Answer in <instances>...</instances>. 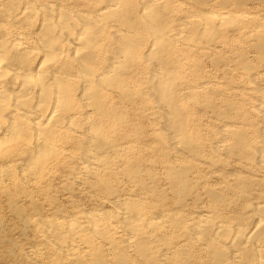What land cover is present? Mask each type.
Segmentation results:
<instances>
[{
  "label": "rangeland",
  "instance_id": "rangeland-1",
  "mask_svg": "<svg viewBox=\"0 0 264 264\" xmlns=\"http://www.w3.org/2000/svg\"><path fill=\"white\" fill-rule=\"evenodd\" d=\"M97 1L26 2L20 6L30 8L29 18H23L26 22L7 27L9 39L16 36L19 43L23 40V47L32 49L31 34L39 30L43 15L50 16L42 6L52 4L63 10L74 19L68 20L70 25L79 21L74 15L83 14L100 35L96 34L94 50L89 51L92 70L98 75L107 73L118 60L116 48L124 38L131 37L128 44L135 47L126 53L127 68L120 83L99 90L98 111L81 98L80 89L72 88L67 111L48 115V144L53 150L45 165L27 169L34 140L0 150V167L11 168L0 175V264H247V256L253 258V245L232 248L229 244L239 232L249 237L257 218L254 208L264 206V159L260 155L264 148V52L259 49L264 43V0H127L115 15L121 19L115 20L95 13L108 5ZM145 1L147 5L141 4ZM127 5L151 9L132 17L134 25L122 15ZM205 15L242 19L231 28L215 25L218 31L214 32L212 24L205 25ZM151 19L162 21L159 43L147 34L145 26ZM63 49H67L65 44ZM69 55L79 58L72 50ZM64 56L57 57L53 66H42L43 74L53 68L67 73L65 63L70 59ZM158 59L165 62L163 67ZM34 60L39 57L30 61L32 65ZM163 68L174 82L172 98L184 136L181 144L166 128L169 110L155 94ZM4 77L0 80L9 82ZM59 116L66 123L52 125ZM31 125L27 130L31 131ZM95 131L105 144L99 152L103 163L88 166L86 156L92 152ZM235 141L240 144L237 149ZM120 204L131 206L130 213L139 218V239L122 225ZM88 215L107 216L99 220L102 236L86 231V237L68 241L67 252L57 250L48 226L76 221L86 227ZM206 223L213 227L212 235L223 228L229 235L206 243L197 230ZM256 245L264 247V229ZM217 251L223 258L219 262L214 259Z\"/></svg>",
  "mask_w": 264,
  "mask_h": 264
},
{
  "label": "bare ground",
  "instance_id": "bare-ground-1",
  "mask_svg": "<svg viewBox=\"0 0 264 264\" xmlns=\"http://www.w3.org/2000/svg\"><path fill=\"white\" fill-rule=\"evenodd\" d=\"M34 1L35 0H0V79L4 76H5L4 77L5 80H6V78L9 79V82L7 81L8 83L2 82L4 79L2 81L0 80V150L6 151L11 146H12L11 148H13V146H20V145H23L26 143L29 144V141L34 140L30 144V146H31L30 149H33V151L30 150L32 152H29L30 158L26 162V166H27V169L29 171L30 170H32V171L37 170L40 166L45 165V164H43V162L46 160V158H48L51 155V151L53 150V149L51 150V147H49V144H48V140L51 136L50 135L51 130H50V132H49V130L47 131V129H49L47 127L48 121H49V119H47L48 115L49 114L53 115L56 113L59 115L60 114L62 115V113H61L62 110H63V112L66 110V109H64L65 106L69 103V100L71 99V97H73L72 96V88L80 89L79 95H81V98L84 97L90 103V105L94 108L93 110L95 112L100 106V98L101 97L99 96V93H98L99 90L104 89V88H112L113 86L118 85L120 83V79L126 73L127 65H126L125 60H124L126 57V53L128 55V54H131V52H132V51L131 52L129 51V50H131L132 44H130V43L128 44V42H132V41H129V39L131 37L128 38L129 37L128 36L126 39L124 38V40H123L124 43L122 44V46H119L118 48H116L117 49L116 55L118 56V60L113 61L115 63L112 64V66L110 67V70L104 74H100V75L96 74L95 71L93 72V70H92V67L94 66V64H93V61L91 60L92 57L89 55L92 53L91 52L89 53V51L93 48V42L94 41L96 42L95 39H97V36L99 35L98 32L96 30H92L90 28L91 23L87 22V20L89 18L83 16V14L82 15H79V14L74 15L73 18H75V20H79V21H77L78 23L77 22L75 24L71 23L72 25H70L68 23V20L70 21V19L72 17L69 18L63 10H61L60 8L53 7L52 4H51V6L50 5L49 6L48 5L42 6L43 10L46 13H48L50 16L43 15V19H42L39 30H37V32H34L33 34H31V35H33L32 40L34 42V47L32 49L27 48V47H23L22 46L23 44H21L23 40L20 39L21 43H19V41H18L19 39L16 36L13 37L14 39H9V32H7V27L10 26L11 24L18 23V22L19 23H25L26 17L29 18L27 15L30 14L29 13L30 8H27V7L24 8L23 7L22 9H20V6H22L23 3L27 2L26 4H28V3H33ZM98 1H100L101 4H103V2L105 1L104 3L108 4V5H105L104 7L99 5L101 7L99 9H96L95 13H97L100 18H106V19L113 18L114 19V17H117L119 14L117 16H115V15L117 13H120L119 12L120 11L119 5L124 4L127 0H118L117 2L115 0H98ZM114 2H116V3L114 4ZM145 3L147 5V1L142 2L141 4H145ZM129 4H131V3H129ZM132 4L134 5L135 3L133 2ZM128 6L129 5H127V7ZM139 7H137V8H139ZM148 7L145 6L143 9H137V8L129 9V7H128V9H125L124 12L122 11V15L124 17H126V18H124L125 20L128 19L131 23V20L133 19L132 17L140 15L141 11L145 12L146 10H148ZM149 9H151V8L149 7ZM156 9H157V7H156ZM37 10L39 11V9H37ZM35 11H36V8H35ZM157 11H159V10L157 9ZM34 13H36V12H34ZM147 13H149V12H147ZM154 14L155 13H153L152 15H154ZM240 17L221 16V15H215V16L205 15V16H203L202 19L204 20V22H206L205 25L207 26V28H208V25L211 26V24H212L213 27L211 26V29L214 30V32H217L218 31L216 29L217 26H221V27L226 26V27L231 28L237 22V20L240 21V19H242ZM23 18H25V19H23ZM140 19H142V18H140ZM71 20H74V19H71ZM32 21H34V17H33ZM94 22H92V23H94ZM124 22H128V21H124ZM161 22L159 20H156V19H151L150 25L145 26L147 29L148 36L151 39H153L154 42H158V43H159V39L162 38L161 36H158L159 34L157 33V32H159ZM31 23H34V22H31ZM131 24L128 23V27ZM133 24L135 25V23H133ZM91 25H93V24H91ZM215 25H217V26H215ZM132 26L133 25H131V27ZM10 27H12V26H10ZM26 27H28V26H26ZM140 27H139V29L141 30L142 28H140ZM77 28H79L80 30H78ZM29 29H30V27H29ZM97 29H100V28H97ZM136 29H138V28H135V31H136ZM32 30L33 29H31V31ZM19 31H21V30H19ZM202 31H204V30H202ZM96 34H98V35L96 36ZM19 37H20V35H19ZM136 37H137V35H136ZM29 40H31V39H29ZM25 41H26V39H25ZM64 44L66 45L67 49H63ZM154 44H156V43H154ZM133 45H134V43H133ZM136 45H137V42H136ZM94 47H95V45H94ZM132 47H135V46H132ZM156 47H158V46H156ZM133 49L137 50V46H136V48H133ZM158 49H159V47H158ZM259 49H260V51L262 50L264 52V43H260ZM71 50L74 53L79 54V58H77L75 60V58L72 59L73 58L72 57L70 59L69 58L70 55L69 56H67V55H68V52H70ZM92 50H94V48ZM156 50H157V48H156ZM116 55H115V57H116ZM157 55L160 56L161 54L157 53ZM60 56H64L65 57L64 60H66V61L68 59H70L69 64L65 63V65H67V68H68L67 73L65 72L66 73L65 74L63 72L64 71L63 70L61 72H63L64 74H60L59 71H57L53 68V69H51L52 70L51 72H49L47 75H44L41 67L46 65V64H52V66H53L54 60ZM120 56L123 59L119 60ZM37 57H39V60H37V61L34 60L35 62L32 65L31 63H33V62H30V61L33 58L36 59ZM127 61H129V60H127ZM157 61H158L160 66L161 65H162V67L164 66L165 62H163L161 59H158ZM127 63H129V62H127ZM58 67H59V65H58ZM165 68H163V70H162L163 73L161 74V80H160L161 82L157 83V85H156L155 94L157 97L160 96V100H163L166 103V107L169 110V113H168L169 124H168V126H166V128H170L169 130L172 131L174 136L178 139V143L181 144L184 142V140H183L184 136L182 135L181 130H180L181 124L179 123V116L176 112L174 99L172 98V93L174 91V89H173L174 82L172 80H170L171 74L169 73V71L165 70ZM48 69H49V66H48ZM60 69H61V67H60ZM43 70H44V68H43ZM45 71H47V69ZM70 72H72V73H70ZM99 72H101V71H99ZM173 77H174V75H173ZM123 82H124V79H123ZM13 84L17 85L18 88L15 90L11 89L12 86H14ZM10 85H11V87H10ZM10 96L14 97V98L12 97L13 99H12L11 104H10V101H8V99L11 100ZM96 107H98V108L96 109ZM67 109H68V107H67ZM68 112H66V113H68ZM50 115H49V117H50ZM60 116L58 117V119L56 118L55 121L51 124L56 125V124L66 123L67 120L60 119ZM27 117L28 118L30 117L29 119H27L29 121V123H28V121L26 122L23 120V118H27ZM4 119L7 120V124L2 123V120H4ZM74 119H75V116H74ZM30 122L32 123L31 131L27 130V127L31 124ZM68 122H69V120H68ZM56 126H55V128H56ZM90 127H91V125H90ZM59 128H61V127H59ZM95 128H97L96 125H95ZM63 129H64V127H63ZM93 129H94V126H93L92 130ZM52 130H53V128H52ZM61 130H62V128H61ZM89 130H88V133H89ZM96 131L94 132V136H92V139L94 140V146H93L92 152L86 156V158H88V161H87L88 166L94 165L95 161H97L99 163H101V162L103 163L101 156L99 154L101 153L100 151L102 150V148L105 147V144L99 139V137L97 138L98 135H96L97 134ZM235 142H236L235 148L240 146L238 141H235ZM27 146H29V145H27ZM186 148L188 149V147H186ZM26 151H28V149ZM260 155L264 159V148L260 151ZM45 163H47V162H45ZM10 171H11V168H9V167H0V175L1 174L5 175L6 173H8ZM263 197H264V192H263ZM119 208H121L120 210H122V212H123L122 213L123 215L121 216L122 225L125 226V229L128 232L134 234L137 237V239H139L138 228L141 226V224H140V220L136 216V214L134 213L135 215H133L130 213L133 210L132 207L128 206L127 204H125V205L120 204ZM254 212H255L257 218L254 220L255 221L254 222L255 228L253 230L250 229L251 231H249L250 232L249 237H247V236L245 237L244 232L243 233L239 232L236 234L235 239H233L229 245H230V247L233 248V246H235L236 244H243L245 246L252 244L253 248H252V250L251 249L250 250H251V254H252L253 258L250 259L247 256L245 261L248 262L247 264H264V250H263L264 247L259 246L258 248H256L257 247L256 244L258 243V240H259V235L261 234V232L264 229V206L258 205L257 207L254 208ZM106 218H107V216L104 217L103 219L102 218H100V219H102L101 221H104V220H106ZM100 219H99V216L88 215L87 220H88L89 226H86V227L79 225V223L76 221H73L69 224H66L63 227L59 226L57 224L54 225L52 223L51 225L48 226V229H49L48 234H50V236L52 237L51 241H53L54 245L57 247V250L65 253L69 250V244L70 243L68 241H71V240L75 241V240H77V238H81V236L84 235V233L86 231H91V233H95L97 235L102 236V229L99 227V223H100L99 220ZM212 228L213 227H211L209 223H206L204 226L197 228L198 235L203 240H205L206 243H207V241L209 243V242L213 241L214 239H222V237H227L229 235L228 229L226 230L225 228H223L222 229L223 231L221 230V232H219L218 234L212 235V232H211ZM257 228L259 230H256ZM237 235H238V237H237ZM138 242H139V240H138ZM218 252L219 251H217V254H215L214 259L219 262L221 260L222 256ZM248 253H249V251H247V255H248Z\"/></svg>",
  "mask_w": 264,
  "mask_h": 264
}]
</instances>
